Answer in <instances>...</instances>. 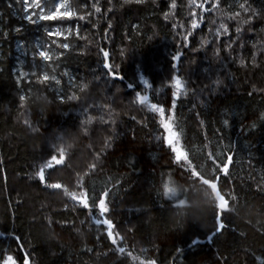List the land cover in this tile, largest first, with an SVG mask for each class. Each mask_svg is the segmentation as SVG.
Returning <instances> with one entry per match:
<instances>
[{"label":"trees","instance_id":"trees-1","mask_svg":"<svg viewBox=\"0 0 264 264\" xmlns=\"http://www.w3.org/2000/svg\"><path fill=\"white\" fill-rule=\"evenodd\" d=\"M22 2L0 0V264L6 255L16 264L25 256L29 264H264V0H77L85 19L40 25L24 20ZM55 26L69 34L49 37ZM37 41L63 55L43 61ZM173 75L184 85L175 107ZM153 103L181 133L180 162ZM60 148L64 163L40 182L35 173ZM217 178L229 200L220 232L209 186ZM165 181L175 198L164 195ZM83 196L89 208L75 199ZM105 218L116 244L95 223Z\"/></svg>","mask_w":264,"mask_h":264},{"label":"snow or ice","instance_id":"snow-or-ice-1","mask_svg":"<svg viewBox=\"0 0 264 264\" xmlns=\"http://www.w3.org/2000/svg\"><path fill=\"white\" fill-rule=\"evenodd\" d=\"M98 2H99V0H97V4H98ZM131 2H133V0H124V3H126V4L127 3H131ZM135 2L136 3H141V2H143V0H135ZM192 2H195V0H192ZM16 3H20V0H16ZM97 4H93L92 7L95 9L96 13H99L101 11V9H100V7L97 6ZM24 5H25V8H24V11H25L24 20L27 21L30 24H33V25H40L41 21L64 20V19H71V18L77 17V16L79 17V19H85L86 18L84 15H81L77 11V7H79L77 0H58V2L54 3V5H52V6L46 5L44 0H24ZM200 7L203 10V5H200ZM213 7L215 8L216 5L214 4ZM239 7L241 9H243L245 12H247L249 10L247 7H245L244 3H241L239 5ZM8 8H12V4L11 3L8 4ZM57 8H59L60 11L67 12L68 15L65 16V17L56 16V17L50 19V17H52V13L57 11ZM30 9H31V12H29ZM254 11L255 10H253V13H254ZM235 16H239V13H236ZM251 19H252V16H249L247 20H241L240 23L241 24H247V23H249V21H251ZM197 26H198V23H197V20L195 19V15H194L192 20H191V27L192 28H196ZM93 27H95V25H93ZM109 27H110V25H109ZM173 27H175V25H173ZM220 27L224 30L225 33L228 31V29L226 28L225 25L221 24ZM19 30L20 29H17V31H19ZM240 31H241L240 27H237L236 28V32L239 33ZM45 32H46V34L49 37H53L54 36V37H57V38L61 37V36H65L66 37L67 34H69L66 31H62L60 29H55V30H52V31H49L48 29H45ZM58 32L59 33H66V35L57 36L56 33H58ZM219 35H220V32H219V30H217V36H219ZM186 39H187V37H185V40ZM207 42L208 41L205 39V40L202 41V44H206ZM53 43H55V40H53ZM38 47H39V45H38ZM69 47H70L69 43H64V44H60L59 45V48H62V49H69ZM101 51L103 52L104 57L107 58L109 53L107 51L103 50V49H101ZM121 54L123 55V52ZM36 55H37L38 58L42 59L43 61H49V60L53 59L54 56L63 55V53H55L53 51L45 49V50H39ZM179 55L180 54L177 53V55L173 56L172 59L174 61L177 60L179 58ZM45 57H49V59L45 60L44 59ZM241 63H243V61H241ZM104 66L106 68L109 67V65L107 63V59H105ZM173 68L174 69L176 68L175 64H173ZM20 75L21 76H26L28 74L25 73V72H21ZM38 79H39V77H38ZM51 79L55 80L57 85L60 84V80H57L55 76H52ZM140 79H141V81L143 83L148 84V81L145 80L143 76H141ZM172 83H173L174 89H175L172 92V105H173V107H175L176 100H177V98L180 95V90L183 88L184 85H183V81H182V79H181V77L179 75H173L172 76ZM216 83L219 84L220 81L217 80ZM86 87H87L86 84L82 83L80 85L81 89H84ZM129 87H133V86L129 85ZM136 95L140 99L141 102H147L148 101V97L146 95H140V93H137ZM68 99L75 100V99H77V96H76L75 93H73L72 95L68 96ZM20 100H21V103L23 104L24 101H25V97L21 96ZM150 107H151V109L153 111L159 113L160 124L162 125V127L166 131V135L163 137L165 144L170 146L171 152L175 154L174 159L177 162L182 161V160H177L176 159V145H178V146L180 145L181 133L173 130V126H174V123H175L173 116L169 115L165 119V117H164V109L162 107H159L155 103L151 104ZM91 120H92V117H88V119L86 121H84V123H90ZM25 123H27V121H25ZM224 123L228 124L229 121L225 120ZM172 133L175 134L176 139H175V141L173 143H168L167 139L170 137V135ZM109 139H111V138H109ZM157 139H160V138L157 137ZM108 147H111V145L108 144ZM179 148L181 149L180 146H179ZM55 151L58 153V157L55 154L51 155L49 159H47L44 163H42L40 165L39 170L35 173V175L37 177H39V180L42 183L45 180V170L46 169L55 170L54 166L62 165L64 163V161L60 160V154L64 152V149L60 148V149H57ZM101 151H103V149H101ZM94 167H95V165H89L90 169L94 168ZM186 167L188 168L189 172L192 171V168H190L188 166V163H187ZM227 170H228L227 169V165H224L222 171L227 172ZM197 178H199V177H197ZM82 179H83V177L81 176L79 178V180H78L79 184H80V181ZM212 182L215 185H217V183L214 180H212ZM170 185H171V181H165L163 183V193H164L165 196H167V197L172 199V198H175L178 193H177V189L175 187H171ZM46 186L49 187V188H53V189H60V187H59V185L57 183H50V184H47ZM80 186L83 189V185L80 184ZM107 195H108V190L105 189L102 193L99 194V197H98V209H99V213H100L101 216H104V214L109 211L108 204L106 203V200H105V197ZM206 195H209V193H206ZM222 196L224 197L223 201L217 204L216 211L214 213V219H215V224H216L217 231H219L221 228L224 227V224L222 222L221 213H224V212L229 210V200H227L224 195H222ZM211 198L212 199H217L215 193L211 194ZM76 201H78V200H76ZM179 203L183 205L184 201L181 200ZM81 204L83 205V207L89 208V204H88L87 199H85V202L81 203ZM95 223L97 225H99L101 223L107 225L108 226V232H107L108 238L112 240L113 244L117 243V240L113 237V223H112V221L110 219L105 218L102 221L100 219H96ZM0 235H2V234H0ZM116 236L118 237L119 233H116ZM117 251L120 252V253H124L125 252V248L120 247V248L117 249ZM178 251H179V249H178ZM129 255H131V253H129ZM3 264H16V261L13 259V257L11 255H6L4 260H3ZM24 264H29V259H28L27 256H25V258H24ZM147 264H155V261L150 260V261L147 262Z\"/></svg>","mask_w":264,"mask_h":264},{"label":"water","instance_id":"water-1","mask_svg":"<svg viewBox=\"0 0 264 264\" xmlns=\"http://www.w3.org/2000/svg\"><path fill=\"white\" fill-rule=\"evenodd\" d=\"M203 11L206 12V10H205V4L203 5ZM202 23H203V21L201 19L200 20V23L198 25V28L201 27ZM180 57H181V54L179 55V58L176 61L180 60ZM173 139H174V137L171 140H168L167 142L168 143H171L173 141ZM230 164H231V157L229 156L224 165H227V169H229ZM224 165H223V167H224ZM223 167H222V169H223ZM224 173H225V171H222V174H224ZM215 182L217 183V185H215L213 182H210L209 183V186L211 188L212 193H215V195L217 197V199H215V200H216V203L218 204V203H220V202L223 201V198L224 197L221 195V193H220V191H219V189L217 187L218 186V178L215 180ZM75 199L78 200L81 203H84L85 202V199H87V198H86V196H83V197L75 198ZM221 230H222V228L219 231H217V229H216V232H220ZM210 237L211 236H208V240H210Z\"/></svg>","mask_w":264,"mask_h":264},{"label":"rangeland","instance_id":"rangeland-1","mask_svg":"<svg viewBox=\"0 0 264 264\" xmlns=\"http://www.w3.org/2000/svg\"><path fill=\"white\" fill-rule=\"evenodd\" d=\"M56 2H58V0H55L54 1V3H56ZM54 3L52 4V5H54ZM52 5H50V6H52ZM204 5V4H203ZM24 8H25V5H24V0H23V2H22V9H23V11H24ZM47 10V9H46ZM25 12V11H24ZM29 12H31V9L29 10ZM63 13H66V12H63V11H60L59 10V8H57V11L56 12H54V13H52V17L53 16H55V15H58V14H63ZM52 17H50V18H52ZM55 29H60L61 30V28L59 27V26H55V27H53V28H49L48 30L49 31H52V30H55ZM56 35L57 36H61V35H63V33L61 34V33H56ZM53 40H55V44H57L56 43V39H51V42L53 43ZM43 44H45L44 46H47V48H43ZM36 45H37V51H39V50H45V49H47V50H50V51H53V52H55L56 51V48L55 47H53V46H51L48 42H42V41H37L36 42ZM38 45H39V47H38ZM49 46V47H48ZM24 47V46H23ZM24 55L26 54V50H25V48L23 49V52H22ZM37 54V53H36ZM171 140V139H170ZM173 142V141H172ZM179 153H181V152H179ZM181 155V154H180Z\"/></svg>","mask_w":264,"mask_h":264}]
</instances>
